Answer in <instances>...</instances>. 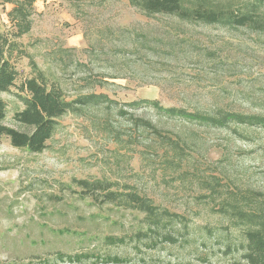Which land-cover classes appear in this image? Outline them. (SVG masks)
Masks as SVG:
<instances>
[{
	"label": "rangeland",
	"instance_id": "1",
	"mask_svg": "<svg viewBox=\"0 0 264 264\" xmlns=\"http://www.w3.org/2000/svg\"><path fill=\"white\" fill-rule=\"evenodd\" d=\"M263 1L183 4L188 13L199 6L222 13L224 21L235 12L249 15L257 4L261 23L238 28L150 14L131 0H37L30 31L16 37L14 6L0 0L3 51L18 72L14 86L0 93L7 126L24 130L14 122L24 108L20 86L38 73L68 101L89 95L111 101L61 118L41 154L0 138V264H70L59 254L91 256L83 264L104 256L246 264V233L264 224V126L216 129L131 104L264 117ZM138 119L161 135L137 127ZM79 180L129 187L183 217L186 227L175 243L148 246L136 237L146 230L143 213L104 204L94 189L84 194Z\"/></svg>",
	"mask_w": 264,
	"mask_h": 264
},
{
	"label": "trees",
	"instance_id": "2",
	"mask_svg": "<svg viewBox=\"0 0 264 264\" xmlns=\"http://www.w3.org/2000/svg\"><path fill=\"white\" fill-rule=\"evenodd\" d=\"M186 0H131L133 3L141 4L143 8L150 14L158 13L165 15H179L181 17H190L194 22H203L205 24H221L223 22L230 26L238 28H251L261 23L256 20L259 17L261 9L254 4L250 5V14L232 13L227 15V21H224V15L217 13L206 7L199 6L197 9L188 13L183 9ZM4 3L12 4L14 7L10 13L12 20L16 21V37L26 35L30 31V17L32 8L37 0H3ZM259 2V1H258ZM264 2V1H263ZM6 40L0 36V93L7 92L14 86L18 72L12 62L9 60L7 53L3 51ZM9 42V41H8ZM10 49V46L8 50ZM41 73L36 77L27 79L20 86V90L26 93L20 96L24 108L14 115V122L24 128V130L7 126V105L0 99V138L7 137L11 145L20 150H26L32 154H41L47 149V142L50 141L56 133L59 120L68 113L76 112L80 106H87L92 103L101 104L109 103L110 99L105 95H89L80 97L79 99L68 101L63 92L59 89H48L45 84L40 81ZM142 104H150L158 113H162L168 117L181 118L187 122H196L207 126L224 129L232 125L246 127H262L264 126V117L255 115H244L236 113H226L219 111L216 115H205L201 113H189L183 110L173 108H163L159 102H137L131 106H140ZM137 127H149L152 131L161 135L160 130L155 128L151 122H145L141 119L135 121ZM78 186L84 194L94 191L103 192L102 202L112 204L118 207H127L130 210L144 214V222L146 230L136 233V237L140 240L144 238L151 247H155L159 241L175 243L177 236L186 227L183 217L170 213L156 206L152 200L126 187L123 191L113 189L117 183H108L96 181L90 183L87 180L77 181ZM237 210V208H236ZM252 217L256 216L254 213ZM245 215L244 217H248ZM240 216H243L240 213ZM258 218V216H257ZM249 220H251L249 218ZM256 221V220H255ZM175 223H180L174 227ZM246 248L245 258L246 264H264V224L254 225L245 236ZM109 242L120 244L124 242L123 238H107ZM91 256L86 254L78 255H57V259L70 264H83L89 260ZM96 264H148L145 259L134 261L119 256L95 257ZM131 261V262H130Z\"/></svg>",
	"mask_w": 264,
	"mask_h": 264
}]
</instances>
